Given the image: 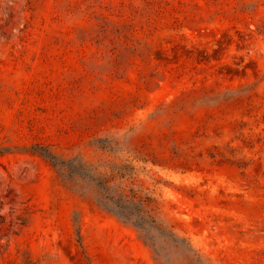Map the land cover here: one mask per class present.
Returning a JSON list of instances; mask_svg holds the SVG:
<instances>
[{
  "label": "rangeland",
  "instance_id": "1",
  "mask_svg": "<svg viewBox=\"0 0 264 264\" xmlns=\"http://www.w3.org/2000/svg\"><path fill=\"white\" fill-rule=\"evenodd\" d=\"M0 264H264V0H0Z\"/></svg>",
  "mask_w": 264,
  "mask_h": 264
},
{
  "label": "trees",
  "instance_id": "2",
  "mask_svg": "<svg viewBox=\"0 0 264 264\" xmlns=\"http://www.w3.org/2000/svg\"><path fill=\"white\" fill-rule=\"evenodd\" d=\"M39 150H35L37 152H40L45 157L49 158L51 161L55 163V165H61L67 169V172L70 169L69 162L71 159L65 160L62 159L59 154L51 150L49 146H44L37 144L36 145ZM83 164L84 168H87L88 166H91L90 164L87 165V162L84 160L81 162ZM64 172V171H63ZM66 172V174H67ZM101 174V173H100ZM94 179V178H93ZM109 179L101 180L98 182L99 189L101 191L99 193L98 200L99 202L107 209L115 212L116 214L120 215L124 219L131 221L133 224H135L137 227H139L143 231L149 230V224L147 220L143 218V216H140L133 210L129 208V206L126 205V201L123 199V195L117 194V193H111L110 187L108 186Z\"/></svg>",
  "mask_w": 264,
  "mask_h": 264
},
{
  "label": "bare ground",
  "instance_id": "3",
  "mask_svg": "<svg viewBox=\"0 0 264 264\" xmlns=\"http://www.w3.org/2000/svg\"><path fill=\"white\" fill-rule=\"evenodd\" d=\"M175 175H177V174H175Z\"/></svg>",
  "mask_w": 264,
  "mask_h": 264
}]
</instances>
